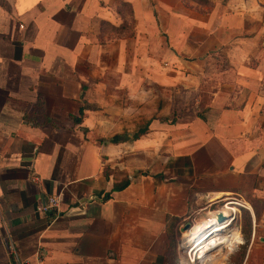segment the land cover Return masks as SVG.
Here are the masks:
<instances>
[{
	"label": "crops",
	"instance_id": "crops-1",
	"mask_svg": "<svg viewBox=\"0 0 264 264\" xmlns=\"http://www.w3.org/2000/svg\"><path fill=\"white\" fill-rule=\"evenodd\" d=\"M200 1L0 0V264H184L229 194L264 220V0Z\"/></svg>",
	"mask_w": 264,
	"mask_h": 264
},
{
	"label": "rangeland",
	"instance_id": "rangeland-1",
	"mask_svg": "<svg viewBox=\"0 0 264 264\" xmlns=\"http://www.w3.org/2000/svg\"><path fill=\"white\" fill-rule=\"evenodd\" d=\"M184 1L189 4H191L192 2L194 4H198V3L203 4V2L200 0H184ZM207 9H209V6H207ZM174 90L175 91L172 93V98H173V103H175V106H177L178 104L181 107H186V104L188 102H192L191 100L192 98L184 99L182 87L174 88ZM204 102H206V99L203 97L202 99H200V104L202 105ZM160 106L162 107V105ZM182 111H183V108H182ZM242 198L234 194H229L217 200L215 199V202L210 203V204L207 203V204L201 205L199 208L192 211L189 215V218L186 221V225H189V229L187 231H189L195 224L203 221L205 217H207L206 214H209V211L211 214H214L215 211L218 212L220 208H222V206L230 202L239 203L240 205L248 204L251 207L252 212L245 209L243 206L232 205V206H236V208L238 209V212L234 215L233 227L240 234V242L238 244V247L235 248L233 252L225 253L226 251L223 250V252L220 251L221 253L219 254L218 252L216 253L218 254L217 258L220 257L221 259L220 264H241L242 260H244V255L246 254V252L243 251L245 245L251 242L258 243V244L264 243V241H262V238H264V232L257 231L259 228H262L264 226V220L260 217V215L262 214L261 213L262 207L260 206V204H257V203L252 204L245 197L243 199ZM253 229H256L257 231L256 235L253 234ZM183 237L184 236L180 235V233L175 235L174 237V244L177 246L178 249L181 248L182 254L184 251L182 249ZM224 255L225 257H221ZM244 264H246V261ZM248 264H253V263L252 261H249Z\"/></svg>",
	"mask_w": 264,
	"mask_h": 264
},
{
	"label": "bare ground",
	"instance_id": "bare-ground-1",
	"mask_svg": "<svg viewBox=\"0 0 264 264\" xmlns=\"http://www.w3.org/2000/svg\"><path fill=\"white\" fill-rule=\"evenodd\" d=\"M232 205L240 204L230 202L214 214L209 211L203 221L185 232L182 244L184 264H220L221 259L217 258L220 251L228 253L235 250L240 242V234L233 227L234 215L238 209ZM240 206L252 212L248 204ZM219 215H222L221 219Z\"/></svg>",
	"mask_w": 264,
	"mask_h": 264
},
{
	"label": "trees",
	"instance_id": "trees-1",
	"mask_svg": "<svg viewBox=\"0 0 264 264\" xmlns=\"http://www.w3.org/2000/svg\"><path fill=\"white\" fill-rule=\"evenodd\" d=\"M84 109H85V107L80 108V111H79L80 115L83 114ZM80 122H81V119H76L75 120V123H77V124H80ZM147 125H144L142 128H139L138 130H136L134 132V134L132 135L131 139L135 140V139L139 138L141 135H144L146 133V131H147ZM120 140H121V138H119V135H116V136H114V137H112V138H110L108 140H99V142L101 144H109V143H111V144H117V143L120 142ZM128 183L129 182L126 181L121 186H116L114 189H116V190H122V189L126 188V186H128ZM174 220L175 221H178V219H174Z\"/></svg>",
	"mask_w": 264,
	"mask_h": 264
},
{
	"label": "built area",
	"instance_id": "built-area-1",
	"mask_svg": "<svg viewBox=\"0 0 264 264\" xmlns=\"http://www.w3.org/2000/svg\"><path fill=\"white\" fill-rule=\"evenodd\" d=\"M59 199L58 197H52L49 199L48 203L44 204L42 207L39 208L41 212L47 213L50 210H55V212H58L59 208ZM188 258V257H187ZM41 259L38 258L36 262H21L19 264H40Z\"/></svg>",
	"mask_w": 264,
	"mask_h": 264
},
{
	"label": "water",
	"instance_id": "water-1",
	"mask_svg": "<svg viewBox=\"0 0 264 264\" xmlns=\"http://www.w3.org/2000/svg\"><path fill=\"white\" fill-rule=\"evenodd\" d=\"M222 218V215H219V219H221ZM189 229V225H186L185 227H184V234H185V232L187 231ZM184 234H183V236H184Z\"/></svg>",
	"mask_w": 264,
	"mask_h": 264
}]
</instances>
